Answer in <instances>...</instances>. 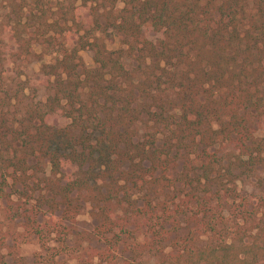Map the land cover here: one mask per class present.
<instances>
[{
	"label": "trees",
	"instance_id": "1",
	"mask_svg": "<svg viewBox=\"0 0 264 264\" xmlns=\"http://www.w3.org/2000/svg\"><path fill=\"white\" fill-rule=\"evenodd\" d=\"M46 55L15 112L8 65ZM258 170L264 0H0V203L40 247L1 238L0 264H264V196L237 191Z\"/></svg>",
	"mask_w": 264,
	"mask_h": 264
},
{
	"label": "rangeland",
	"instance_id": "2",
	"mask_svg": "<svg viewBox=\"0 0 264 264\" xmlns=\"http://www.w3.org/2000/svg\"><path fill=\"white\" fill-rule=\"evenodd\" d=\"M156 35L148 34L150 39L155 38ZM107 46L110 50L116 49L118 47V42L116 40L108 42ZM33 51L35 54H40V47L35 45L33 47ZM86 65L91 66V53L88 51H82L80 53ZM51 60V56H43L40 60L36 57H30L28 61H24L20 63L19 67H12V64L8 65V74L6 83L8 84V88H10L9 94L12 97L11 106L12 110L19 113L22 110V107L30 101H42L46 97V91L38 83L39 79V68L43 62H49ZM18 83V85H16ZM22 88L20 94H14V90ZM17 96V97H16ZM18 116V114L16 115ZM52 124H63L64 120L57 116H52L49 120ZM263 177V178H262ZM263 179V180H262ZM261 181H264V171L258 170L256 174L252 176H241L238 177L237 180V191L241 197H245L250 202H256V200L260 196H264V183L261 184ZM4 202L0 203V239L3 238L4 245L2 246L1 253L3 255L9 256L14 253V249L17 254L21 255L27 262H32L34 260V256L36 253L40 252V247L36 240L27 239L22 240L20 238V234H24L23 231L24 226L18 222H10L8 217L3 211ZM75 227L77 230H86L91 231L92 222L89 218V205L84 204L80 214L76 216ZM14 236L16 239H14ZM98 250H89L85 247V250L78 253L77 256H72L69 258L68 256H60L57 257V264H85V262H89L92 259L93 263H97V259L95 257ZM17 254H13V257ZM79 256V257H78ZM78 257V258H77ZM144 264H156L153 259L146 260Z\"/></svg>",
	"mask_w": 264,
	"mask_h": 264
}]
</instances>
